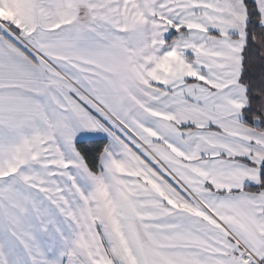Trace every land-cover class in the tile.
I'll return each mask as SVG.
<instances>
[{
  "label": "snow or ice",
  "instance_id": "6c2138e0",
  "mask_svg": "<svg viewBox=\"0 0 264 264\" xmlns=\"http://www.w3.org/2000/svg\"><path fill=\"white\" fill-rule=\"evenodd\" d=\"M0 264H264V0H0Z\"/></svg>",
  "mask_w": 264,
  "mask_h": 264
}]
</instances>
